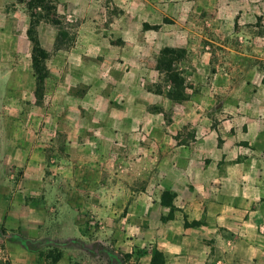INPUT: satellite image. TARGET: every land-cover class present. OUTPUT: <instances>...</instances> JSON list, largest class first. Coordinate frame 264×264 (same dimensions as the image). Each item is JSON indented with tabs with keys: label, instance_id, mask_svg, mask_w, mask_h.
<instances>
[{
	"label": "crops",
	"instance_id": "1",
	"mask_svg": "<svg viewBox=\"0 0 264 264\" xmlns=\"http://www.w3.org/2000/svg\"><path fill=\"white\" fill-rule=\"evenodd\" d=\"M61 1L82 21L84 38L126 44L112 48V81L98 74L95 89L74 81L73 73L84 80L89 66L68 67V83L83 90L76 97L66 90L65 127L30 128L18 137L20 128L0 125V181L7 183L0 188V233L9 262L43 264L27 239L47 212L21 204L25 190H13L7 170L22 167L26 188L40 182L49 133L58 159L64 151L67 179L82 184L75 195L98 198L93 207L105 230L114 222L118 244L130 252L134 231L146 245L140 264H158L153 251L163 264H264V0H113L130 17L103 13L102 0ZM27 21L23 4L0 0V35L5 22L9 38L26 42ZM55 39L44 48H54ZM12 45L0 48V119L11 115L4 107L12 90L34 97L33 45ZM166 47L182 54L174 66L194 87L182 89L185 98L155 94L142 82L152 81ZM103 50L89 42L76 58ZM123 81H131L127 92H106L110 82ZM65 85L60 77L57 87ZM61 134L59 149L54 135ZM120 210L126 214L113 221Z\"/></svg>",
	"mask_w": 264,
	"mask_h": 264
},
{
	"label": "rangeland",
	"instance_id": "2",
	"mask_svg": "<svg viewBox=\"0 0 264 264\" xmlns=\"http://www.w3.org/2000/svg\"><path fill=\"white\" fill-rule=\"evenodd\" d=\"M102 1L104 5L100 7V11L105 9L110 14L115 13L117 16L130 17L128 13H125V10H128L127 7L114 5L112 4L113 0ZM17 2L23 4L28 13V21L26 22L28 28L34 26L36 33H39L42 32V25L46 24V27L43 28L45 37L43 41H40L43 47L50 44L56 36L54 48L51 50L45 48L48 54L44 59V69L41 72H35L32 68L35 81L34 97L25 98L28 96L24 97L18 90H12L9 97L10 102L8 101L4 107L5 112L9 111L11 115L0 119L1 126H6L9 129L11 127L20 128L16 136L24 137V134L18 135V133L25 132L30 128L33 130V134L34 131L44 133L43 128L56 127L60 123H62V127H65L67 119L63 118V115L66 114L67 107L65 101L67 97L66 90L69 91L70 89L71 97L80 96L83 90V85L72 86L68 83V77L72 78L71 73L67 72L68 67L72 69L75 65L79 67L83 63L89 66L90 72L84 80L77 72H74L73 76L76 77L74 81L91 82L89 86L91 89L96 88L93 83L98 74L103 81H112L114 66L112 48H124L126 39H103L97 36L84 38L82 31L85 28L82 21L74 13L65 11L64 3L61 0H17ZM105 4H108V6ZM3 25V33L0 35L1 49L10 48L14 41H18L14 43L16 46L20 44L21 47L27 50L32 47L33 42L29 39L30 36H28L26 42H23L22 38H9L7 30H5L7 23L4 22ZM96 26L100 27L99 25ZM51 27L53 31L55 30L53 35L51 34ZM89 42L94 46H103L104 52L103 54H96L98 57L93 55L86 61L79 62L76 57H79V51L82 52L83 49L88 48ZM14 44L12 47L15 46ZM181 56L182 54L179 51L163 55L166 62L158 64L159 72L155 71L151 76L152 81H142L150 92L162 94L161 92L165 90V92H169L167 94L170 98L176 99L174 95L178 93V90L182 91L186 86L189 91L194 88L188 84V81H174L173 79L170 80L171 77L169 78L168 74L164 78L159 75L161 71L165 72L168 68L179 74L174 63ZM57 68H59L58 71ZM42 75H44L42 82L38 83ZM60 77L68 85L62 88L57 87ZM123 82V84H117V86H113V82H110L106 92H127V90H130L131 81ZM56 93L61 94L59 99ZM8 105L11 107L9 108ZM19 106H21L20 109ZM14 112H21V115L19 117L15 116V114H12ZM45 135L48 138L46 142L49 143L45 147L47 163L43 167V179L40 182H28L26 184L28 188H26L24 182L21 181V177L24 175L22 167L8 166L7 170L8 176L12 179L13 190H21V192L25 190L21 204L39 206L47 212L44 223L39 226L37 231L28 235L27 243L29 246L37 249L42 257L43 264H57L60 259H64V264H75L76 262L81 264H140V259L145 257L143 254L146 252V245H141L136 232L134 231V250L130 252L118 244L121 233L117 232L114 222L111 223L114 229L105 230L102 221L104 218L93 207L98 202V198L93 196L91 192L85 197L75 195L82 184L72 183L67 179V166L63 159L64 151L60 149L65 143V134L54 135L58 139V146L62 153L61 160L58 159L59 153L57 154L52 146V141L49 140L51 134ZM0 188L7 189V183L1 180ZM72 207L75 208L72 209ZM119 213L111 215L113 221L122 220L125 212L120 210ZM72 222L76 226L74 230L71 229ZM154 256H156L155 251H153ZM0 261L1 264H11L6 255L4 237L1 233ZM141 264L150 263L142 261Z\"/></svg>",
	"mask_w": 264,
	"mask_h": 264
},
{
	"label": "trees",
	"instance_id": "3",
	"mask_svg": "<svg viewBox=\"0 0 264 264\" xmlns=\"http://www.w3.org/2000/svg\"><path fill=\"white\" fill-rule=\"evenodd\" d=\"M28 34L30 36V39L33 42V52H32L33 68H34L35 72H41V70L44 69V66H45L44 65V59L47 57L48 52L41 45V43H40V41H39V39L37 37L36 30H35V27L34 26H32V27H30L28 29ZM176 51H177V49H173V48H169V47H166L163 50L164 55L167 54V53H169V52H172L173 53V52H176ZM164 59H163V55H162V62L165 61ZM170 63H171V60H170ZM166 73L174 81H181L182 82V79L179 76V74L176 71H174L173 69L168 68L167 71H166ZM43 76L44 75H42L41 78H39L38 83L39 82H42V77ZM174 96H175L176 99L185 98V94L182 91H179V90H178V93H176V95H174ZM153 262L154 263H163L162 253L160 251H156V256L153 257ZM75 264H81V263L76 262Z\"/></svg>",
	"mask_w": 264,
	"mask_h": 264
}]
</instances>
